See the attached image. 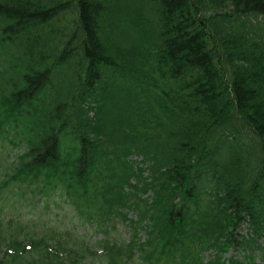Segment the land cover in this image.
I'll use <instances>...</instances> for the list:
<instances>
[{"label":"trees","instance_id":"trees-1","mask_svg":"<svg viewBox=\"0 0 264 264\" xmlns=\"http://www.w3.org/2000/svg\"><path fill=\"white\" fill-rule=\"evenodd\" d=\"M0 264H264V0H0Z\"/></svg>","mask_w":264,"mask_h":264},{"label":"rangeland","instance_id":"rangeland-1","mask_svg":"<svg viewBox=\"0 0 264 264\" xmlns=\"http://www.w3.org/2000/svg\"><path fill=\"white\" fill-rule=\"evenodd\" d=\"M52 205V207H54L56 204H51ZM58 207V206H57ZM59 208V207H58ZM55 210H57V209H55ZM65 210V209H64ZM61 211H63L62 209H61ZM28 213H30V214H28ZM28 215V216H35L34 214V212H29V211H27V210H23V214H22V216H24V215Z\"/></svg>","mask_w":264,"mask_h":264}]
</instances>
